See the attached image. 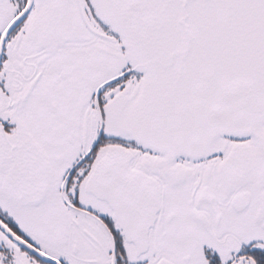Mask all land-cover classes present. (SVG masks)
<instances>
[{
	"label": "snow or ice",
	"instance_id": "6c2138e0",
	"mask_svg": "<svg viewBox=\"0 0 264 264\" xmlns=\"http://www.w3.org/2000/svg\"><path fill=\"white\" fill-rule=\"evenodd\" d=\"M0 264H264V0H0Z\"/></svg>",
	"mask_w": 264,
	"mask_h": 264
}]
</instances>
